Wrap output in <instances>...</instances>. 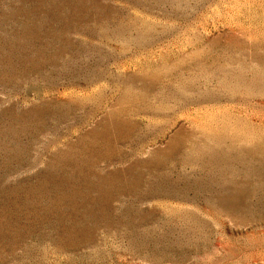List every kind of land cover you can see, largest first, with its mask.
<instances>
[{
    "label": "rangeland",
    "instance_id": "374dc122",
    "mask_svg": "<svg viewBox=\"0 0 264 264\" xmlns=\"http://www.w3.org/2000/svg\"><path fill=\"white\" fill-rule=\"evenodd\" d=\"M0 264H264V0H0Z\"/></svg>",
    "mask_w": 264,
    "mask_h": 264
}]
</instances>
